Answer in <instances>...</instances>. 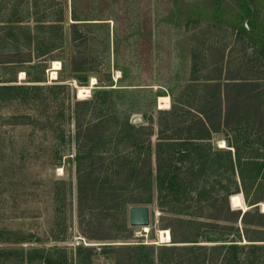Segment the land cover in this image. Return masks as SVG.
Wrapping results in <instances>:
<instances>
[{"label": "rangeland", "instance_id": "rangeland-1", "mask_svg": "<svg viewBox=\"0 0 264 264\" xmlns=\"http://www.w3.org/2000/svg\"><path fill=\"white\" fill-rule=\"evenodd\" d=\"M220 54L232 60L234 70L258 71L255 76L264 79V0H0V83L40 86L24 99L0 100V264H49L39 259L22 263L15 254L20 249L32 255L37 254L32 250L47 252L51 264H116L117 259L145 264V252L170 244L157 235L158 229H166L169 214L157 206L154 193L147 204V228L127 223L128 231L110 224L112 212H102L88 188L87 210L105 226L93 222L86 232L116 238L89 239L79 230L73 160L76 102L112 90L109 101L119 114L154 129L159 96H167L166 108L171 96L184 99L188 84L198 87L216 74L212 63ZM54 61L60 67L52 77ZM79 86L89 87V93L79 97ZM106 107L94 110L109 113ZM78 108L81 114L87 110ZM12 114L21 121L11 123L7 117ZM221 139L219 134L213 138L224 147ZM247 152L244 147L242 156ZM263 176L253 180L246 171L235 177L241 212L254 202L264 212ZM62 183L60 206L55 196L61 195ZM231 188L236 189L234 184ZM60 221L65 231L59 235ZM237 224L241 229L240 220ZM249 228V235L252 228L264 230ZM21 236L28 239L16 242ZM140 242L153 247L133 249ZM259 242L264 247V240ZM79 244L90 247L78 251ZM187 262L177 258L161 264Z\"/></svg>", "mask_w": 264, "mask_h": 264}, {"label": "trees", "instance_id": "trees-1", "mask_svg": "<svg viewBox=\"0 0 264 264\" xmlns=\"http://www.w3.org/2000/svg\"><path fill=\"white\" fill-rule=\"evenodd\" d=\"M231 61L220 54L212 63L215 75L198 87L188 84L183 90L184 99L171 96L168 108H157L159 118L154 129L135 125L127 114H119L114 102L109 101L112 90H102L98 97L95 94L91 99L76 102L73 160L76 216L83 235L98 240L116 238L108 233L90 236L86 232L93 222L105 226L100 218L92 219L94 214L87 210L88 198L84 192L88 188L95 194L92 200L102 205L101 211L112 212L110 224L117 230L128 231L131 230L125 210L131 204L151 203L154 193L157 206L169 214L166 228L171 240L170 244L159 245L152 254L145 252V264L155 261L161 264L177 258L188 261L187 264H261L264 247L259 241L264 236L259 233L264 234V230L252 228L253 235L248 233L250 226L264 227V212L255 202L241 212L235 177L242 178L248 171L256 180L264 172V79L255 76L260 74L258 71L234 70ZM38 87L0 83V100L24 99ZM79 105L87 106L82 114ZM100 106H107L110 112L96 113L94 109ZM7 118L11 123L21 121L14 114ZM109 122H114V126ZM253 127L256 129L251 134ZM216 134L221 136L224 147L214 142ZM152 135L156 137L153 144ZM244 147L248 152L243 157ZM59 191L61 195L55 196V201L62 206L64 183ZM63 224L64 221L58 223L59 235L65 231ZM190 228L192 234L188 233ZM212 235L217 239L211 238ZM27 239L21 236L16 242ZM111 245L101 244L103 248ZM134 245L133 249L139 250L153 247L142 242ZM89 247L79 244L77 249ZM32 251L37 254L24 249L15 254H19L22 263L39 259L51 264L47 252ZM63 257L66 259V255ZM115 262L122 264L120 259Z\"/></svg>", "mask_w": 264, "mask_h": 264}, {"label": "water", "instance_id": "water-1", "mask_svg": "<svg viewBox=\"0 0 264 264\" xmlns=\"http://www.w3.org/2000/svg\"><path fill=\"white\" fill-rule=\"evenodd\" d=\"M137 120V119H136ZM259 204V203H257ZM247 209V208H245ZM243 209V211L245 210ZM149 206L147 204L131 205L128 208V224L130 226H146L149 223ZM211 238L217 239L212 235Z\"/></svg>", "mask_w": 264, "mask_h": 264}, {"label": "bare ground", "instance_id": "bare-ground-1", "mask_svg": "<svg viewBox=\"0 0 264 264\" xmlns=\"http://www.w3.org/2000/svg\"><path fill=\"white\" fill-rule=\"evenodd\" d=\"M60 67V63L58 61L53 62L52 66V77L56 75V70ZM93 83V82H92ZM87 93H89V87L85 86H79L78 87V96L83 97ZM168 105V98L167 96H159V108H166ZM231 203V200H230ZM232 205V204H231ZM262 209L264 210V202L261 204ZM143 228H147L146 226H143ZM157 235L159 236V239L161 241H169L170 242V232L169 229H158Z\"/></svg>", "mask_w": 264, "mask_h": 264}]
</instances>
